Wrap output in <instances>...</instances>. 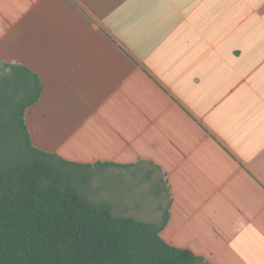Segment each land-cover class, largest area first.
Returning <instances> with one entry per match:
<instances>
[{"label":"crops","instance_id":"0c3cea01","mask_svg":"<svg viewBox=\"0 0 264 264\" xmlns=\"http://www.w3.org/2000/svg\"><path fill=\"white\" fill-rule=\"evenodd\" d=\"M7 65L41 84L32 144L112 176L114 214L264 264V0H0L4 95Z\"/></svg>","mask_w":264,"mask_h":264},{"label":"trees","instance_id":"16d2710c","mask_svg":"<svg viewBox=\"0 0 264 264\" xmlns=\"http://www.w3.org/2000/svg\"><path fill=\"white\" fill-rule=\"evenodd\" d=\"M7 66L21 71L10 72L3 97L27 157L0 162V264H194L199 256L162 238L167 213L145 222L94 204L71 175L87 167L32 144L25 110L41 84L27 68Z\"/></svg>","mask_w":264,"mask_h":264},{"label":"rangeland","instance_id":"374dc122","mask_svg":"<svg viewBox=\"0 0 264 264\" xmlns=\"http://www.w3.org/2000/svg\"><path fill=\"white\" fill-rule=\"evenodd\" d=\"M2 90L0 86V162L24 160L27 157L26 153L22 151L25 140L10 119L12 117L10 115L11 108L6 105L8 101L7 98L3 97ZM71 175L74 177L78 190L88 200L97 205L106 204L110 206L109 204L113 203L112 176L108 174L105 177H97L96 173L88 169H82L80 172H74ZM109 187L111 192L108 190ZM101 191L107 192L109 201L101 200L100 196H103L100 194Z\"/></svg>","mask_w":264,"mask_h":264}]
</instances>
